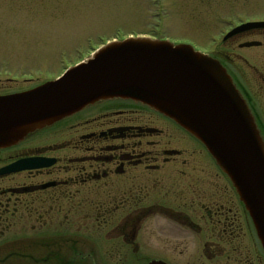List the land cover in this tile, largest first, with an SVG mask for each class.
I'll list each match as a JSON object with an SVG mask.
<instances>
[{
    "label": "flooded vegetation",
    "instance_id": "af4514ba",
    "mask_svg": "<svg viewBox=\"0 0 264 264\" xmlns=\"http://www.w3.org/2000/svg\"><path fill=\"white\" fill-rule=\"evenodd\" d=\"M256 37L264 39V29L238 32L224 43ZM250 43L259 45L240 48ZM262 45L244 41L237 48ZM254 62L259 67L253 66L246 82L233 71L232 58L222 65L264 142V57ZM42 136L48 144L11 151ZM207 158L214 163L205 147L173 121L120 100L87 107L1 150L0 172L22 160L54 164L0 174V264L27 263L23 240L29 237L35 260L45 245L44 263L49 264H264L243 204L216 166L204 168ZM167 171L173 172L164 175ZM150 224L177 248L194 245L190 262L182 251L161 259L137 257ZM43 229L49 231L41 234ZM170 231L180 238H172Z\"/></svg>",
    "mask_w": 264,
    "mask_h": 264
},
{
    "label": "water",
    "instance_id": "95a60500",
    "mask_svg": "<svg viewBox=\"0 0 264 264\" xmlns=\"http://www.w3.org/2000/svg\"><path fill=\"white\" fill-rule=\"evenodd\" d=\"M257 28L264 23L242 25L225 39ZM111 100L142 104L201 142L249 214L264 251V142L226 69L189 45L147 38L112 42L57 80L0 96V150ZM52 164L22 160L0 174Z\"/></svg>",
    "mask_w": 264,
    "mask_h": 264
},
{
    "label": "rangeland",
    "instance_id": "374dc122",
    "mask_svg": "<svg viewBox=\"0 0 264 264\" xmlns=\"http://www.w3.org/2000/svg\"><path fill=\"white\" fill-rule=\"evenodd\" d=\"M254 21H264V0H0V95L25 91L55 78L68 66L88 58L92 50L104 43L137 37L190 45L224 65L226 57L232 58L233 71L246 82L248 75L252 77L253 66L259 67L254 61L264 57V39L251 40L261 42L262 48L241 51L237 45L251 42L250 39L231 43L222 40L230 29ZM247 83L251 85L249 80ZM63 130L59 133L63 134ZM45 138L42 136L32 143L31 140L11 151L46 145ZM207 161L204 168H214V163L208 158ZM183 169L190 171L189 167ZM220 181L224 186L222 177ZM183 182L186 183L185 179ZM163 185L168 184H160L162 191ZM47 231L40 230L41 234ZM147 231L142 233L144 246L137 257L161 259L182 251L181 255L190 262L189 257L197 251L191 244L188 248L175 247L151 224ZM169 235L180 238L171 231ZM26 240H23L28 261L25 264H45L46 246L40 248L39 259L35 260L32 245L27 247L32 240L30 237ZM43 240L40 237V242ZM260 253L264 256L261 250Z\"/></svg>",
    "mask_w": 264,
    "mask_h": 264
}]
</instances>
